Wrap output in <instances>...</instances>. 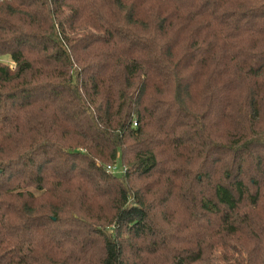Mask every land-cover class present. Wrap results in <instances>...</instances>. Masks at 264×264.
<instances>
[{
  "label": "trees",
  "instance_id": "obj_1",
  "mask_svg": "<svg viewBox=\"0 0 264 264\" xmlns=\"http://www.w3.org/2000/svg\"><path fill=\"white\" fill-rule=\"evenodd\" d=\"M5 55L0 264H264V0H0Z\"/></svg>",
  "mask_w": 264,
  "mask_h": 264
},
{
  "label": "rangeland",
  "instance_id": "obj_2",
  "mask_svg": "<svg viewBox=\"0 0 264 264\" xmlns=\"http://www.w3.org/2000/svg\"><path fill=\"white\" fill-rule=\"evenodd\" d=\"M0 59L3 60L4 62H7L8 64H10L11 67H14V63L11 60H9L8 55L2 56V57H0ZM111 166H114L115 167L116 174L121 173L122 170H123V168L120 167V162L119 163H116V164H113Z\"/></svg>",
  "mask_w": 264,
  "mask_h": 264
},
{
  "label": "built area",
  "instance_id": "obj_3",
  "mask_svg": "<svg viewBox=\"0 0 264 264\" xmlns=\"http://www.w3.org/2000/svg\"><path fill=\"white\" fill-rule=\"evenodd\" d=\"M107 167H108L109 170H111L113 172L115 171V167L114 166H107Z\"/></svg>",
  "mask_w": 264,
  "mask_h": 264
}]
</instances>
